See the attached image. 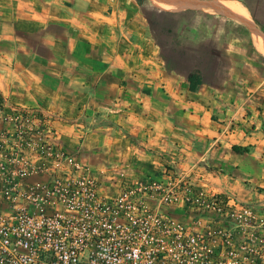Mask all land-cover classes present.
<instances>
[{
  "label": "crops",
  "instance_id": "0c3cea01",
  "mask_svg": "<svg viewBox=\"0 0 264 264\" xmlns=\"http://www.w3.org/2000/svg\"><path fill=\"white\" fill-rule=\"evenodd\" d=\"M231 1L250 20L226 0H148L245 29L228 41L239 65L206 80L201 70L167 66L136 0H0V99L84 120L108 138L95 159L137 162L141 146L180 150L184 162L210 169L216 190L264 207V74L248 60H264V31ZM194 73L202 82L191 91Z\"/></svg>",
  "mask_w": 264,
  "mask_h": 264
},
{
  "label": "built area",
  "instance_id": "2783aa9c",
  "mask_svg": "<svg viewBox=\"0 0 264 264\" xmlns=\"http://www.w3.org/2000/svg\"><path fill=\"white\" fill-rule=\"evenodd\" d=\"M26 141L0 144V264H264V208L180 150L93 163Z\"/></svg>",
  "mask_w": 264,
  "mask_h": 264
},
{
  "label": "rangeland",
  "instance_id": "374dc122",
  "mask_svg": "<svg viewBox=\"0 0 264 264\" xmlns=\"http://www.w3.org/2000/svg\"><path fill=\"white\" fill-rule=\"evenodd\" d=\"M238 1L264 28V0ZM144 10L153 21L155 36L162 47L168 67L198 69L202 71L206 80H216L218 76L226 75L231 65H239L240 57L235 55L234 47L231 50L228 41L232 36L245 35L246 31L240 24L204 12L169 13L148 5ZM246 16L250 20V16L248 14ZM248 60L249 65L255 67L259 74H264V60L250 57ZM246 76L252 78L253 75L248 72ZM85 125L84 120H69L63 114L46 106H20L0 99V144L27 143L26 139L31 138L36 144L68 146L70 150L78 151L82 160L93 163L111 161L110 158L95 159L98 157L97 151L102 144L108 142V138L91 134ZM29 131L31 133H24ZM134 155L143 158L138 151L134 152ZM120 156L126 158L128 154L123 153Z\"/></svg>",
  "mask_w": 264,
  "mask_h": 264
},
{
  "label": "trees",
  "instance_id": "16d2710c",
  "mask_svg": "<svg viewBox=\"0 0 264 264\" xmlns=\"http://www.w3.org/2000/svg\"><path fill=\"white\" fill-rule=\"evenodd\" d=\"M136 2L139 5V7L141 8L143 14L146 16V19L148 20V22L150 24V27H151L152 32L154 34V37H155L156 41L159 43L158 38L155 36V28L153 26V21L149 18V16L147 15V13H145V10H144L146 5H148V6H151V5L148 3V0H136ZM254 21L258 25V27H260V29H262L264 31V28L260 26V23L257 21L256 18H254ZM188 81H189V89L191 91H194L197 88V86L202 82L201 77L198 74H195V73L191 74L189 76Z\"/></svg>",
  "mask_w": 264,
  "mask_h": 264
},
{
  "label": "bare ground",
  "instance_id": "6f19581e",
  "mask_svg": "<svg viewBox=\"0 0 264 264\" xmlns=\"http://www.w3.org/2000/svg\"><path fill=\"white\" fill-rule=\"evenodd\" d=\"M218 4H223L222 3V1L221 2H217ZM163 4V3H162ZM226 6L230 9V10H232V11H236L235 13H237V14H239L240 16H242V17H244V18H246L247 20H249V17H247L246 16V14L244 15V13H242V11H240L239 10V7L235 4V3H233L231 0L229 1V0H226ZM236 16H238V15H236ZM261 40V39H260ZM260 40H258L259 42H260V44L262 45V47L264 48V41L263 42H261Z\"/></svg>",
  "mask_w": 264,
  "mask_h": 264
}]
</instances>
